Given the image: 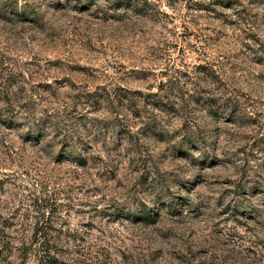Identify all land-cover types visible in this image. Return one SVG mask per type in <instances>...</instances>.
<instances>
[{
	"label": "rangeland",
	"instance_id": "rangeland-1",
	"mask_svg": "<svg viewBox=\"0 0 264 264\" xmlns=\"http://www.w3.org/2000/svg\"><path fill=\"white\" fill-rule=\"evenodd\" d=\"M43 219L56 264H264V0H0V236Z\"/></svg>",
	"mask_w": 264,
	"mask_h": 264
},
{
	"label": "trees",
	"instance_id": "trees-1",
	"mask_svg": "<svg viewBox=\"0 0 264 264\" xmlns=\"http://www.w3.org/2000/svg\"><path fill=\"white\" fill-rule=\"evenodd\" d=\"M235 5V4H233ZM243 12H240V15H242ZM247 20H242L243 23H246ZM224 65V64H223ZM226 66V65H225ZM221 70V72H224L225 74L229 73V69L226 70V68ZM219 74V71H214V74ZM177 72L175 74H172L170 77L171 79L167 82L170 83L173 80H177ZM214 78V77H212ZM214 82V81H213ZM171 93L174 95H177L179 93V88L172 87L170 88ZM220 100L222 104H220L217 101L210 100L207 103H205L208 106V110L211 113V116L217 117L219 114L217 113L219 110H223L224 112L230 111L234 113H237V111H240L245 108V106L238 104L234 102H231L230 98L226 97H220ZM230 104V105H223V104ZM234 103V104H232ZM34 203H37V201H34ZM51 209L49 208V205H41V212L45 214V212H48ZM140 217L138 221L145 222L147 224H153L155 223V213H146V211H141ZM137 219V218H136ZM49 221L44 219L41 221H38L34 224V235L30 237H12L11 235H6L4 237L0 236V247L3 250V252L6 254V260L4 261V264H26V262L34 257L37 259L39 264H56L59 255L56 253V251L53 249V247L56 246L58 243L57 239H53V237L48 236L47 234L42 235V231H45L46 229L49 230ZM13 224H7L0 221V234L6 233L7 230L13 228ZM41 233V235H40ZM76 238H74L75 240ZM78 241V240H77ZM76 242V241H75ZM60 243V241H59ZM1 249H0V257H1ZM19 260V261H17Z\"/></svg>",
	"mask_w": 264,
	"mask_h": 264
}]
</instances>
